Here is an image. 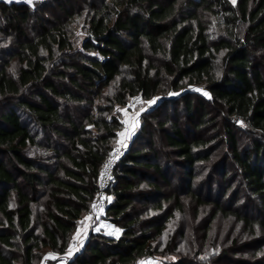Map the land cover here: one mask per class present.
I'll return each mask as SVG.
<instances>
[{"label":"trees","instance_id":"16d2710c","mask_svg":"<svg viewBox=\"0 0 264 264\" xmlns=\"http://www.w3.org/2000/svg\"><path fill=\"white\" fill-rule=\"evenodd\" d=\"M67 1L0 0V264H37L42 248L68 250L121 127L113 109L135 95L160 97L105 191V216L120 233L113 239L90 231L69 264H136L157 253L153 240L164 225L141 215L151 199L159 209L172 199L159 182L174 186L178 173H167L174 165L198 204L264 233V0H84L79 9ZM53 2L63 18L49 14ZM84 5L78 48L69 25ZM212 105L229 146L218 162H231L242 199L258 214L240 211L236 196L230 211L218 195L204 200L192 190L198 165L213 161V140L190 131L213 122ZM180 111L190 125L179 124ZM237 120L253 134L243 146ZM156 136L166 146L165 164ZM200 246L168 264L193 262Z\"/></svg>","mask_w":264,"mask_h":264},{"label":"rangeland","instance_id":"374dc122","mask_svg":"<svg viewBox=\"0 0 264 264\" xmlns=\"http://www.w3.org/2000/svg\"><path fill=\"white\" fill-rule=\"evenodd\" d=\"M42 0H32L31 5L35 2ZM44 1V0H43ZM88 1V0H86ZM233 2V0H230ZM84 0H68V5L72 6V9H79L84 3ZM235 2V0H234ZM56 3L53 2L49 12L50 15L56 18H63V14L58 12L59 10L55 7ZM47 10L45 12H47ZM83 12L71 21L69 25L70 30V39L74 43V46L80 47V42L86 36L85 26L87 13ZM47 14V13H46ZM31 34L30 32H28ZM16 65V64H15ZM106 90V88H104ZM201 90V89H199ZM204 95V91H200ZM170 94V93H168ZM159 94L153 95L152 97L144 100L140 98L136 102L128 105V102L125 105H116L112 113H115L116 110L119 114L121 120V127L116 133V139L114 141L113 147H119L124 150L129 145L130 140L136 134L139 129V125L142 123L143 117L146 115V112L149 111L157 103ZM155 100L154 103L149 105L147 101ZM82 105H87L82 103ZM81 105V106H82ZM144 108L143 112H140V109ZM209 116L212 118L215 116V119L212 123H207L201 129H198L197 132L191 129L190 136H203L208 140H213V161L211 164L201 163L196 168V177L193 181L192 190L197 195V197L206 199V196H209V199L215 198L218 195L220 204L225 207V209L232 211V208L235 209L236 205L233 204V200L238 198L236 201L240 211L247 213L258 214V212L252 209V205L249 206L245 199V191L238 185L240 178L235 176L232 172L231 162L227 161L225 166H222L218 161L222 158L223 155H228L229 146L227 145V137L224 136V123L223 119L220 117V113L216 110V107L208 106L207 108ZM127 112V115L125 114ZM140 112L138 119V126L134 129V134L130 138H127L124 142L126 147L121 146L117 143L121 139L118 133L125 131L127 127H130L135 117V113ZM158 115V111L155 112L154 116ZM159 116V115H158ZM155 118L152 117L149 122H153V128L156 130V125H154ZM128 121V124H125V121ZM190 119L184 117V112L180 111L178 115V122L181 125L188 124ZM239 127V131L235 132L236 139H238L240 146H243L248 141L251 140L252 133L247 131L248 128L239 120L234 122ZM190 125V124H188ZM217 133V134H216ZM156 135V134H155ZM161 135V133H159ZM217 135V136H214ZM156 136L157 144L154 145L156 152L158 153V161L165 164V150L166 146L161 141V137ZM138 146L141 144L140 141L136 143ZM165 160V161H164ZM228 160V159H227ZM210 166V168L208 167ZM180 167L175 166L173 169H168L167 173L176 174L173 176L172 182L174 186L171 185H162V182H159L161 185V193H163L164 198L167 196L171 197L170 201L164 202L162 206L164 209L155 208L153 206V200L148 201L147 206L144 208L142 213L143 218H148L151 215L157 216L159 222L163 224L164 228L162 233L156 236L153 240L154 245H159L158 252L153 254L151 257H146L136 262V264H168L169 262L176 261L182 253L189 246H194L195 249H199L200 242L201 244V255L196 258H192L191 261L187 264H264V247L259 246L261 241H264V233L261 232L258 228L251 230L252 228L246 229V226L242 224L239 220H236L233 216L223 215L221 212H217V208L209 203H199L192 196L187 194L185 189V180L178 179L181 176L179 173ZM223 169L227 172V175L223 177ZM174 172V173H173ZM183 178V176H182ZM183 184V186H182ZM145 187V184L141 185ZM240 187L239 189L237 188ZM226 189V191H225ZM179 191L181 193H179ZM172 195H175L172 197ZM175 197L179 198L180 205L177 206V201ZM156 201V200H155ZM141 203V201H140ZM140 210L143 208L140 206L139 202H136V205ZM86 215H84L78 222L84 220ZM88 223V220L85 221V224L88 225L86 228L87 235L91 229V226ZM78 227H83L77 223ZM113 227H115L113 225ZM76 228V230H77ZM114 229H119L115 227ZM76 230L73 233V236L76 233ZM97 232V231H96ZM101 233V232H97ZM120 233V231H119ZM118 233V235H119ZM102 234V233H101ZM86 235V236H87ZM72 236V237H73ZM84 239L86 236L81 234ZM71 237V240H72ZM70 240V244L72 241ZM80 247V246H78ZM259 247V248H258ZM261 247V248H260ZM66 250L63 253H56L47 250L46 248L41 249V257L39 258L37 264H69L71 259L66 257ZM49 254L54 255L55 259H45ZM202 261V262H200Z\"/></svg>","mask_w":264,"mask_h":264},{"label":"built area","instance_id":"2783aa9c","mask_svg":"<svg viewBox=\"0 0 264 264\" xmlns=\"http://www.w3.org/2000/svg\"><path fill=\"white\" fill-rule=\"evenodd\" d=\"M140 99L139 95L132 96L131 99L129 100L128 105H131L132 103L136 102L137 100ZM119 147L116 148H111L110 151L108 152L105 161L101 164L100 169L97 174V181H96V188L94 190V195L89 203L88 210L86 211V216H91L92 219L88 220V223L91 226L92 232H96L95 229L99 228V232L102 234H106L107 236H110L113 239H116L118 237V234L116 235H108L107 233L110 231H113L115 227H113V224H111L105 216V206L108 203V194L106 191V188L110 184V181L112 179V171L113 168L115 167L117 161L119 158L122 156L123 151L122 149L119 148V153L116 152V150ZM112 161L109 171H108V176L107 177H102L101 173L104 170V165L108 162ZM93 203H96L98 205L102 206V211L100 208H96L93 210L92 205ZM98 232V231H97ZM72 241V240H71Z\"/></svg>","mask_w":264,"mask_h":264},{"label":"snow or ice","instance_id":"6c2138e0","mask_svg":"<svg viewBox=\"0 0 264 264\" xmlns=\"http://www.w3.org/2000/svg\"><path fill=\"white\" fill-rule=\"evenodd\" d=\"M27 2L31 3L32 0H27ZM233 2H234V0H233ZM205 94L207 95V93H205ZM154 102H155V100L147 101V103L149 105H151ZM144 110H145L144 108H141L140 112H143ZM140 112L135 113V117L133 118V122L131 123L130 127H127L125 129V131H123L121 133H118V135L121 137V139L119 141H117V143L120 144L121 146L126 147V143L124 141L127 138H130L131 135L134 134V129H135V127L138 126V119H136V118L139 117ZM125 114L127 115V112H125ZM124 123L128 124L129 122L126 120ZM116 152L119 153V148L116 150ZM111 163H112V161H108L104 165V170L101 173L102 177H107L108 176V171H109ZM107 199H108L109 202L111 201L110 197H108ZM98 207L100 208L101 211L103 210L101 205L93 203V205H92L93 210H95ZM90 219H92L91 216H86L84 218V220L78 222L83 227H78L77 230H76L75 235L72 237V243L69 245L68 251L66 253V257L67 258H70L74 254V252L79 250L78 246H82L83 245V238H82L81 234L83 233L84 236L87 235L86 228L88 227V225L85 224V221L90 220ZM95 230L99 231L100 229L97 228ZM119 231H120L119 229H114L113 231H110L107 234L108 235H116V234L119 233ZM48 258L55 259L56 257L54 255H52V254H49V256L45 257V259H48Z\"/></svg>","mask_w":264,"mask_h":264}]
</instances>
